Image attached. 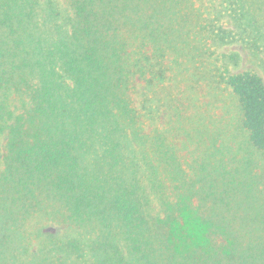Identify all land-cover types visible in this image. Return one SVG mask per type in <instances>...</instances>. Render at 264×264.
I'll return each instance as SVG.
<instances>
[{"label":"trees","instance_id":"16d2710c","mask_svg":"<svg viewBox=\"0 0 264 264\" xmlns=\"http://www.w3.org/2000/svg\"><path fill=\"white\" fill-rule=\"evenodd\" d=\"M87 7L77 6V24L86 27L74 22L45 48L43 62L16 66L9 80L29 107L17 115L0 107V120L9 115L0 123V232L19 236L13 226L46 219L58 225L48 235L65 239L60 248L86 264H252L228 187L204 205L205 167H185L154 120L165 105L153 88L166 79L167 55L196 47L201 56L203 45L216 43L215 29L195 17H116ZM222 57L205 76L230 89L249 143L264 151V82L230 71L237 52ZM188 212L205 228L203 240L193 241L182 223Z\"/></svg>","mask_w":264,"mask_h":264},{"label":"rangeland","instance_id":"374dc122","mask_svg":"<svg viewBox=\"0 0 264 264\" xmlns=\"http://www.w3.org/2000/svg\"><path fill=\"white\" fill-rule=\"evenodd\" d=\"M84 3L87 11L104 10L116 17H195L215 29L216 43L203 45L201 56L193 55L201 50L196 47L181 55H167L166 79L153 88L157 100L165 105L154 120L168 130L167 139L185 167H205L201 184L204 190L200 192L207 197L204 205H213L212 197L228 187L226 200L235 216L233 223L241 226L244 250L256 257L251 258L252 264H264V151L249 143L237 99L230 89L212 84L205 76L211 75L212 65L222 67V54L237 52L239 64L229 66L230 71H252L264 82V0H0V107L5 105L15 115L25 112L29 107L23 94L26 92L10 89L14 68L30 61L43 62L45 48L69 34L74 22L78 28L86 27L77 24V6ZM130 24L121 21L117 25L130 28ZM230 31L237 36H230ZM222 32L223 39L219 36ZM140 82L143 88L144 82ZM3 115L2 124L9 120L7 113ZM223 167L229 174L226 179L221 175ZM230 180L232 184L228 185ZM200 201L192 196L193 205L198 206ZM34 220L13 226L12 231H22L19 236L9 234L7 229L0 232V264H86V257L76 259L60 248L65 239L48 235L55 233L57 224ZM199 222L193 213L183 214L182 223L188 226L193 241L204 239L201 233L205 228ZM26 229L29 234H24Z\"/></svg>","mask_w":264,"mask_h":264}]
</instances>
